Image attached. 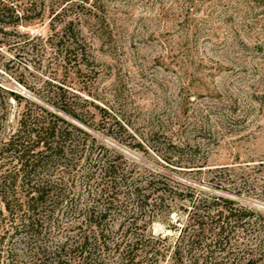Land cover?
I'll return each mask as SVG.
<instances>
[{"label": "trees", "instance_id": "obj_1", "mask_svg": "<svg viewBox=\"0 0 264 264\" xmlns=\"http://www.w3.org/2000/svg\"><path fill=\"white\" fill-rule=\"evenodd\" d=\"M107 11V0H0V41L52 60L42 102L0 85V264H264V209L236 198L264 202L263 159L206 168L216 192L85 128L94 111L102 125L112 113L93 97L84 33L103 34ZM45 19L47 35L22 29ZM174 132L154 146L165 166L201 170ZM155 222L171 233L152 232Z\"/></svg>", "mask_w": 264, "mask_h": 264}, {"label": "rangeland", "instance_id": "obj_2", "mask_svg": "<svg viewBox=\"0 0 264 264\" xmlns=\"http://www.w3.org/2000/svg\"><path fill=\"white\" fill-rule=\"evenodd\" d=\"M107 10L106 31L84 33L98 69L91 96L112 113L102 125L94 111L85 128L146 167L216 192L206 168L264 160V0H107ZM22 29L44 36L49 25ZM18 46L0 41V85L42 102L52 60ZM176 130L206 160L201 170L163 163L154 146ZM151 230L171 233L159 222Z\"/></svg>", "mask_w": 264, "mask_h": 264}]
</instances>
